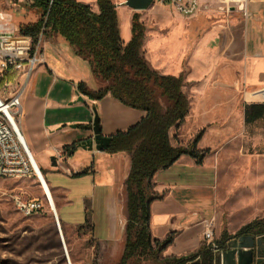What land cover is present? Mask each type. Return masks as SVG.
<instances>
[{
    "label": "rangeland",
    "instance_id": "374dc122",
    "mask_svg": "<svg viewBox=\"0 0 264 264\" xmlns=\"http://www.w3.org/2000/svg\"><path fill=\"white\" fill-rule=\"evenodd\" d=\"M122 1L125 3V0ZM227 3L233 4L232 1ZM123 6L117 10L121 21L128 8L126 4ZM172 9L153 0L146 9L133 11L140 14L146 26L143 53L150 64L162 73H185L184 91L190 98V109L185 120L171 128L172 142L190 148L197 133L205 130L198 148H209L210 151L202 164L217 166L218 169L212 187L204 192L210 197L215 211L210 218L220 219L216 222L215 231H238L239 227L264 216V115L252 123L243 119L245 106L264 103V98L261 92L253 94L258 90L252 88L230 89L214 75L218 59L235 57V52H239V43L231 41L228 44V37L239 27L231 26L232 21L239 19L237 11L183 16ZM0 11L12 14L18 27L36 21L40 15V11L31 6V0H0ZM220 62L219 67L223 66L222 59ZM95 78L101 83L99 88L105 85L103 80ZM17 79L25 82L27 78L18 75ZM0 93L7 96L4 86H0ZM87 152L92 163L94 157L91 151ZM120 153L126 152L111 154ZM37 159L50 184L68 186L65 184L68 183L66 175L56 180L51 168L44 167L42 160ZM188 159L189 156L182 155L180 161L183 163ZM150 182L152 184V180ZM97 190L100 191V188ZM97 190L96 201L99 202L94 207L91 198L92 204L88 209L95 226L93 231L83 225L85 218L82 215V218H65L59 211L64 244L55 214L38 177H0V264H119L125 250V237L120 240L116 236V242L100 241L95 237V229L101 237L110 232L108 208L103 193ZM89 191L92 195V190ZM52 193L55 198L56 193L53 190ZM116 193L118 200L125 202L124 187L118 188ZM99 196L101 201L97 199ZM16 197L39 198L44 202V209L25 215L18 208ZM124 213L127 214L126 202ZM128 264L164 263L149 258Z\"/></svg>",
    "mask_w": 264,
    "mask_h": 264
},
{
    "label": "crops",
    "instance_id": "0c3cea01",
    "mask_svg": "<svg viewBox=\"0 0 264 264\" xmlns=\"http://www.w3.org/2000/svg\"><path fill=\"white\" fill-rule=\"evenodd\" d=\"M87 1L94 11L99 10L97 0ZM229 1L200 0V13L213 15L230 10L239 14V19L231 20L232 27H239L228 37V44L231 41L239 43V52H235V57L220 58L223 62L221 67L219 64L222 63L218 59L214 75L215 78L224 80L226 87L230 89L252 88L254 91L258 90L253 92L256 94L264 91V0H246V15L244 6L242 10L240 3L232 1L233 4H228ZM115 2L117 10L125 7L122 0ZM133 11L134 9L128 7L123 21L119 17L124 43L132 36ZM3 22H8L18 30V24L14 22L12 14L0 11V23ZM40 51L44 55V63L37 65L24 82L21 94V127L39 167L37 157L42 160L44 167L51 168L52 176L56 180H61L63 175L68 177V183H65L68 186H65L61 183L50 184L44 176L58 218L60 210L61 217L76 218L82 215L85 218L86 202L92 204L93 199L94 207L97 206L99 201H96L95 192L100 188V191H97L103 193L102 197L108 208L110 232L101 237L95 229V237L100 241L116 242V236L122 240L123 227L118 229L117 224L123 201L118 200L116 192L118 188H122L128 176L130 156L127 153L111 154L107 151L92 150L94 159L91 163L87 150L77 148L72 156H68L64 152V146L78 142L92 133L93 106H96L99 112L104 135L126 130L137 123L145 112L122 104L110 93L100 100H92L80 93L77 89L80 81L86 82L87 86L94 90L98 89L101 83L93 75L90 63L77 55L63 37H43ZM80 98L82 100H79ZM226 115L228 117L229 113ZM83 125L90 127L85 128ZM59 152L63 154L61 159L57 158ZM53 156L56 158V165H53ZM181 157L169 168L157 171L152 178V191L164 194L161 199L154 200L150 205L152 237L163 240L170 233H174L173 243L158 254V260L162 263L165 258L188 256L205 245L204 221L210 219L215 212L210 197L204 192L212 187L217 166L207 163L198 165L191 157L182 163ZM78 173L84 174L75 176ZM40 184L46 196L45 188L41 182ZM51 189L56 193L55 198ZM89 190H92V195ZM97 199L101 201V196ZM215 219L216 222L220 221L219 218ZM236 231L229 230V233ZM215 235L219 238L221 232L217 230Z\"/></svg>",
    "mask_w": 264,
    "mask_h": 264
},
{
    "label": "trees",
    "instance_id": "16d2710c",
    "mask_svg": "<svg viewBox=\"0 0 264 264\" xmlns=\"http://www.w3.org/2000/svg\"><path fill=\"white\" fill-rule=\"evenodd\" d=\"M97 5L99 10L94 11L91 4L80 0H31V6L40 11L39 18L19 25L18 31L31 36L35 43L40 35H62L74 47L76 54L89 61L94 76L105 82L103 87L93 90L86 82L80 81L77 84L80 93L92 100H100L110 93L122 104L145 112L137 123L112 134L106 151L127 152L131 156V167L125 181L126 243L119 264L139 263L149 258L158 260V254L173 243L174 233L163 240L152 237L150 205L164 194L153 192L150 181L157 171L169 168L182 155L201 165L210 150L198 148L204 129L197 133L190 148L173 144L170 130L185 120L190 109V98L184 91L185 73H162L146 59L143 53L146 26L140 14H133L132 36L124 43L115 0H97ZM16 78L17 72L9 68L1 74L0 86ZM263 115L264 103L245 106L246 123H252ZM76 149L77 142L64 146L68 156H72ZM41 171L45 174L42 168ZM89 205L86 202L83 225L93 231ZM244 235L264 238V216L243 225L233 234L223 230L215 240L216 248L226 249L228 242ZM197 259L200 264H214L212 246L205 244L188 256H173L162 261L164 264H188Z\"/></svg>",
    "mask_w": 264,
    "mask_h": 264
},
{
    "label": "built area",
    "instance_id": "2783aa9c",
    "mask_svg": "<svg viewBox=\"0 0 264 264\" xmlns=\"http://www.w3.org/2000/svg\"><path fill=\"white\" fill-rule=\"evenodd\" d=\"M162 5L171 6L183 16H194L202 11L200 0H155ZM240 3V9L246 15V0H230ZM242 6V7H241ZM3 19V18H1ZM40 35L37 43L28 35L19 33L8 22L0 23V73L13 68L21 77L28 78L33 69L44 63V55L40 51ZM7 96L0 93V177H32L37 176V168L24 140L21 127L22 104L21 94L24 82L15 79L13 82L4 83ZM58 159L63 158L58 153ZM41 169V168H40ZM18 208L25 215H33L44 209V202L39 198L16 197ZM55 217L56 214H55ZM216 219L204 221L203 236L207 245L217 251L215 245Z\"/></svg>",
    "mask_w": 264,
    "mask_h": 264
},
{
    "label": "water",
    "instance_id": "95a60500",
    "mask_svg": "<svg viewBox=\"0 0 264 264\" xmlns=\"http://www.w3.org/2000/svg\"><path fill=\"white\" fill-rule=\"evenodd\" d=\"M152 2L153 0H126L125 4L134 10H144ZM79 100H82V98H80ZM93 111H94V118L91 126L92 133L86 138L78 141L77 148H81L87 151H92V150L106 151L111 143L112 136L102 134L100 115L96 106H93ZM130 160H131V156H130ZM52 162L53 165L57 164L55 156L52 157ZM125 181L123 185L124 189H125ZM122 201H123V207H121L120 210L122 212L118 217L119 221L117 225H118V229L123 227V238H124L125 228L127 224V214L124 213V204L126 202V195H125V202L124 200ZM58 221L59 219L56 217V222L59 227ZM188 264H200V260L197 259ZM214 264H264V238H255L252 235H244L232 239L230 242H228L226 249H218L217 251H215Z\"/></svg>",
    "mask_w": 264,
    "mask_h": 264
},
{
    "label": "bare ground",
    "instance_id": "6f19581e",
    "mask_svg": "<svg viewBox=\"0 0 264 264\" xmlns=\"http://www.w3.org/2000/svg\"><path fill=\"white\" fill-rule=\"evenodd\" d=\"M221 78H222V77H221ZM223 81H224V80H223ZM260 95H261V97L264 98V91H262V92L260 93ZM22 134H23V136H24V133H22ZM24 140H25V142H26V144H27V146H28V148H29V150H30V153H31L32 158H33V160H34V163H35V165H36V168H37V177H38V179L40 180V182L42 183V185H43L44 188H45V191H46V197H47L48 204H49V206H50L52 212H53L54 214H56V216H57V218H58V215H57L56 210H55V207H54L53 198H52L51 193H50V191H49V188H48V186H47V183H46V180H45V178H44V175L42 174V171H41V169H40V167H39V165H38V163H37V161H36V159H35V157H34L32 151H31V149H30V147H29V145H28V143H27V140H26L25 136H24ZM58 219H59V218H58ZM58 222H59V230H60V233H61V225H60V221H58ZM61 236H62V240H63V243H64V239H63V235H62V233H61ZM64 244H65V243H64ZM66 254H67V259L69 260V256H68L67 251H66ZM69 263H71V262H69Z\"/></svg>",
    "mask_w": 264,
    "mask_h": 264
}]
</instances>
